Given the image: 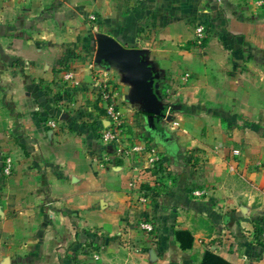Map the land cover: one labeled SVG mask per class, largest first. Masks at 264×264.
Here are the masks:
<instances>
[{"label": "crops", "instance_id": "obj_1", "mask_svg": "<svg viewBox=\"0 0 264 264\" xmlns=\"http://www.w3.org/2000/svg\"><path fill=\"white\" fill-rule=\"evenodd\" d=\"M246 2L2 0L0 164L11 158L14 170L0 178V264H202L206 253L264 264L254 234L264 229V6ZM94 6L106 36L145 53L159 116L132 74L94 48L80 20ZM204 17L215 29L199 43ZM67 70L77 87L63 82ZM95 78L112 86L132 142L166 160L172 184L148 204L131 192V160H103Z\"/></svg>", "mask_w": 264, "mask_h": 264}, {"label": "built area", "instance_id": "obj_2", "mask_svg": "<svg viewBox=\"0 0 264 264\" xmlns=\"http://www.w3.org/2000/svg\"><path fill=\"white\" fill-rule=\"evenodd\" d=\"M256 5L263 7L264 0H257ZM89 21L95 22L98 21V18L92 15L89 17ZM196 36L199 43L207 38L208 30H206L205 26L202 24L198 25ZM188 77L189 75H186V79ZM95 79L97 81L95 83V90L106 103V120L108 122V126L103 128L100 137L105 147L103 160L105 163H110L117 159L131 160L135 171V175L129 183L131 192L140 205L148 204L150 198L147 191L143 190V185L148 184L151 187L159 186L160 188L161 186H166V184H172V180L167 174L168 168L166 160L163 154L153 144L132 142L133 137L128 132L126 122L114 101V90L112 86L105 80H101L100 78ZM63 82L72 87L79 85L75 80L74 73L69 70L64 73ZM172 89L174 90V88ZM168 93L171 94V90H168ZM47 125L51 129L58 128V123L54 119L49 120ZM178 126V122L171 123L172 129H177ZM1 167L3 168L4 177L8 178L13 174L14 163L11 158H4L1 162ZM155 171L156 173L154 174ZM139 227L145 232H154V226L149 221L143 220L139 224ZM262 237L264 239V233ZM95 259H98V257L95 256Z\"/></svg>", "mask_w": 264, "mask_h": 264}, {"label": "water", "instance_id": "obj_3", "mask_svg": "<svg viewBox=\"0 0 264 264\" xmlns=\"http://www.w3.org/2000/svg\"><path fill=\"white\" fill-rule=\"evenodd\" d=\"M97 49L103 56L116 60L132 74V82L136 85L139 96L145 98L149 106L154 107L150 113L159 116L161 112L153 89V71L144 61L143 50L127 48L120 41L106 35L100 36Z\"/></svg>", "mask_w": 264, "mask_h": 264}, {"label": "rangeland", "instance_id": "obj_4", "mask_svg": "<svg viewBox=\"0 0 264 264\" xmlns=\"http://www.w3.org/2000/svg\"><path fill=\"white\" fill-rule=\"evenodd\" d=\"M240 1H242V0H235V2H236L235 4H240ZM244 1L246 2L247 0H244ZM254 1L255 0H248L246 2L250 6V9L251 10L252 9H257V6L254 5ZM1 5H2V0H0V12H1ZM239 7L241 8L242 6L239 5ZM218 12H220V11L218 10ZM92 15L96 16L98 18V21H95V22L89 21V17L92 16ZM103 16H104V14L101 12V10L99 8L95 7V6H94V8L92 7L91 9L90 8H87V10H85V14L80 15V20H81V23L84 25V27L87 28V26H88L87 24H89L88 29H89V32H90L91 36L93 37V46H94L95 49H97V47H98V40H99L100 36L105 35V33H106L105 32V27L107 25H105L102 22V17ZM78 18H79V16H78ZM221 18H225V17H221ZM201 22H202L201 24L203 26H205L206 30L209 31L208 33H212V31H210V30H214L215 29V27H213L214 26L213 25L214 24V18H205L204 17L203 20H201ZM50 24H51V22L49 23V25L47 26V28H50ZM74 25L75 26H79V24H74ZM0 30H2L1 29V26H0ZM78 54L80 55V52L77 53V55ZM1 177H2L3 180L7 179L6 177L3 176V168L1 167V164H0V178ZM258 228H259V225L256 226V228H255V233H254L255 234V239L257 241H259V243L264 244V239L262 237L263 233L262 234H259L258 233ZM223 229H224V224L223 223H219L217 232L220 235L223 234ZM256 244L258 245V243H256Z\"/></svg>", "mask_w": 264, "mask_h": 264}, {"label": "trees", "instance_id": "obj_5", "mask_svg": "<svg viewBox=\"0 0 264 264\" xmlns=\"http://www.w3.org/2000/svg\"><path fill=\"white\" fill-rule=\"evenodd\" d=\"M137 142H138V140H137ZM139 142H145V140L143 141L140 139ZM155 173H156V171L154 172V174ZM158 188H159V186L158 187H156V186L151 187L148 184L143 185V190L147 191L149 198H152V199L155 198L156 196L158 197V195L161 193L160 191L157 190ZM258 233L259 234L264 233V229L260 226L258 228ZM176 236H177V240L181 243V247L183 250H188L192 247L194 239H193L192 235L190 234V232L178 231L176 233ZM210 260H213L215 262V264H229L225 260H223L222 258L217 257V256H213V254H210V253H206L202 264H210L209 263Z\"/></svg>", "mask_w": 264, "mask_h": 264}]
</instances>
